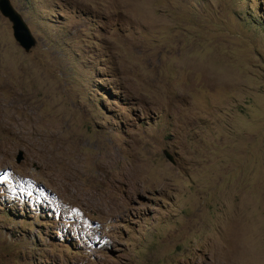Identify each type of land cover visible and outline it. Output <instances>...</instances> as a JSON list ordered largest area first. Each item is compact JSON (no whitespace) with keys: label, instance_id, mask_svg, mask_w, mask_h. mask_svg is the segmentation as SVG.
<instances>
[{"label":"rangeland","instance_id":"374dc122","mask_svg":"<svg viewBox=\"0 0 264 264\" xmlns=\"http://www.w3.org/2000/svg\"><path fill=\"white\" fill-rule=\"evenodd\" d=\"M11 1L0 264H264V0Z\"/></svg>","mask_w":264,"mask_h":264},{"label":"water","instance_id":"95a60500","mask_svg":"<svg viewBox=\"0 0 264 264\" xmlns=\"http://www.w3.org/2000/svg\"><path fill=\"white\" fill-rule=\"evenodd\" d=\"M0 13L11 22L13 37L19 46L25 52H30L37 45L38 38L31 31L22 13L14 7L11 0H0ZM165 154L172 161L167 151ZM22 159L23 152H20L17 161L20 162Z\"/></svg>","mask_w":264,"mask_h":264}]
</instances>
